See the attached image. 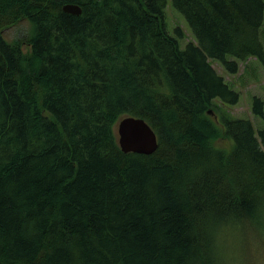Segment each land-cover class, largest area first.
I'll list each match as a JSON object with an SVG mask.
<instances>
[{
    "label": "trees",
    "instance_id": "trees-1",
    "mask_svg": "<svg viewBox=\"0 0 264 264\" xmlns=\"http://www.w3.org/2000/svg\"><path fill=\"white\" fill-rule=\"evenodd\" d=\"M167 3L0 0V264H235L229 237L263 225L264 127L212 63L264 62V0H172L185 48ZM125 116L154 153L122 151Z\"/></svg>",
    "mask_w": 264,
    "mask_h": 264
},
{
    "label": "rangeland",
    "instance_id": "rangeland-1",
    "mask_svg": "<svg viewBox=\"0 0 264 264\" xmlns=\"http://www.w3.org/2000/svg\"><path fill=\"white\" fill-rule=\"evenodd\" d=\"M181 28L183 36L179 35L177 28ZM166 28L169 34L180 39L182 48H185L194 36L189 23L182 13L177 11L172 0H168L166 8ZM31 30V24L27 20L12 26L4 31L7 39L13 40L17 36L25 35ZM264 31V23H263ZM264 43V37H263ZM213 67L225 77L226 82L240 95L239 102L235 105L225 107L229 115L236 118H250L257 127H264V118L253 112L254 99L260 97L264 101V62L252 57L246 62L240 63L237 74L226 72L219 61H213ZM117 130V126H116ZM229 248L235 264H264V211L263 225H252L244 232L239 228L229 237Z\"/></svg>",
    "mask_w": 264,
    "mask_h": 264
},
{
    "label": "water",
    "instance_id": "water-1",
    "mask_svg": "<svg viewBox=\"0 0 264 264\" xmlns=\"http://www.w3.org/2000/svg\"><path fill=\"white\" fill-rule=\"evenodd\" d=\"M63 10L71 15L79 16L82 14L81 6L74 3L65 4ZM117 134L119 145L125 153L152 154L159 146L156 132L141 117H123L117 124Z\"/></svg>",
    "mask_w": 264,
    "mask_h": 264
}]
</instances>
